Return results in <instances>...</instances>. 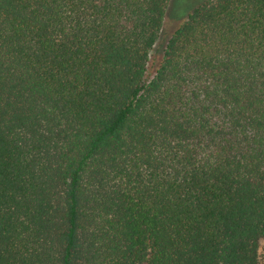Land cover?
<instances>
[{"label":"trees","instance_id":"obj_1","mask_svg":"<svg viewBox=\"0 0 264 264\" xmlns=\"http://www.w3.org/2000/svg\"><path fill=\"white\" fill-rule=\"evenodd\" d=\"M0 0V264H264V0Z\"/></svg>","mask_w":264,"mask_h":264},{"label":"rangeland","instance_id":"obj_2","mask_svg":"<svg viewBox=\"0 0 264 264\" xmlns=\"http://www.w3.org/2000/svg\"><path fill=\"white\" fill-rule=\"evenodd\" d=\"M199 0H172L169 11L166 15L165 22L163 25L162 34L158 40L157 49L165 42V37L169 32L177 25L178 21L184 17V14L188 12L192 6ZM258 251L260 254H264V238L258 243Z\"/></svg>","mask_w":264,"mask_h":264}]
</instances>
